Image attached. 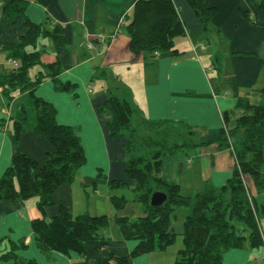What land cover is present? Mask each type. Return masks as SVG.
I'll return each instance as SVG.
<instances>
[{"label": "crops", "instance_id": "crops-1", "mask_svg": "<svg viewBox=\"0 0 264 264\" xmlns=\"http://www.w3.org/2000/svg\"><path fill=\"white\" fill-rule=\"evenodd\" d=\"M173 1L185 27V34L176 38L179 53L148 57L130 50V35L123 25L137 0H0L2 74L15 67L4 45L16 43L25 34L27 19L48 31L58 27L60 41L42 34L35 44L26 46L28 52L39 51L42 61L29 70V75L35 77L40 71L46 75L34 94L54 105L59 123L77 130L86 155L75 179L57 188L54 203L44 211L36 197L0 200V264L13 263V259L1 258L10 251L23 262L97 264L100 258L127 255L137 246L139 241L126 238L116 222L117 216L136 219L144 210L133 200L135 181L126 176V140L111 133L109 116L99 109L111 90L128 99L146 118L181 124L191 131L192 145L165 156L162 164V175L179 184L183 194L194 195L207 182L222 186L232 175L235 154L231 147H221L218 137L224 125L223 113L240 112L236 109L239 98L264 104V0H206L215 7L208 24L202 23L189 0ZM18 2H23V9L7 16L6 7ZM86 35L92 37L93 48L86 46ZM97 35L105 41L97 40ZM49 64H57L59 74L52 75V69L46 68ZM211 65L214 70L208 71ZM56 79L71 88L58 89ZM26 96L17 95L12 108ZM10 111L0 86V122ZM51 148L32 128L16 139L13 131L0 127V179L17 150L33 156L41 165ZM112 179L123 180L127 186L111 189ZM246 185L249 194L264 207V191L258 190L250 175H246ZM126 189L132 191L131 196L123 191ZM113 193L129 199L123 209L112 204ZM60 205L74 215L109 217L108 227L100 238L87 243L84 255L57 250L46 254L37 244L32 221L52 219ZM178 210L171 222L177 233L175 242L165 249L135 255L130 264H185L178 261V253L183 248L187 210L181 216ZM222 264H264V246L253 248L246 242L225 252Z\"/></svg>", "mask_w": 264, "mask_h": 264}, {"label": "trees", "instance_id": "trees-1", "mask_svg": "<svg viewBox=\"0 0 264 264\" xmlns=\"http://www.w3.org/2000/svg\"><path fill=\"white\" fill-rule=\"evenodd\" d=\"M200 20L208 24L215 7L206 0H189ZM263 3V2H262ZM23 2L6 7L7 16L21 11ZM124 26L130 35L129 48L136 54L150 57L161 52L171 55L179 53L176 38L185 34L182 18L173 0H137L133 11L124 17ZM27 30L16 43L4 45L17 65L8 74L0 73V86L11 107L8 117H2L0 127L13 131L15 138L29 128L44 137L50 144L47 160L43 164L31 155L17 150L11 164L0 179V200L37 198L39 208L44 211L54 203V193L59 186L72 182L78 169L86 162V155L77 130L71 125L56 120V108L51 102L34 94V88L45 78L41 71L35 76L29 70L41 64L39 51L28 52L26 46L35 44L42 34L52 35L60 41L59 29L48 31L43 25L29 19ZM52 75L60 72L57 64H49ZM56 87L68 89L70 84L56 79ZM71 88V87H70ZM26 93L12 111L11 103L17 95ZM108 114L111 133L123 137L126 176L135 181L134 199L142 206L144 214L136 219L117 216L116 222L126 238L137 239V246L127 255L110 254L97 260V264H130L132 257L153 250L165 249L175 242L177 233L171 222L174 212L185 207L183 248L178 261L185 264H222L225 252L241 248L246 242L253 248L264 246L262 218L263 204L249 194L246 175H250L259 191H264V104L253 103L249 98H239L236 111L223 113L224 125L218 137L221 147H231L236 164L232 175L222 186L207 182L194 195H185L176 182L162 175L164 157L177 149L192 145L190 130L170 121H153L142 114L123 97L111 90L107 100L99 106ZM110 188L127 186L120 179L109 181ZM156 190L168 194L160 206L150 203ZM111 202L118 210L123 209L129 199L113 193ZM107 215L81 213L74 215L69 208L60 205L52 218L32 221V230L38 246L46 254L51 250L63 253L75 251L86 253L89 241L100 238L108 227ZM13 259L12 264H38L35 260L23 262L13 251L1 256Z\"/></svg>", "mask_w": 264, "mask_h": 264}, {"label": "water", "instance_id": "water-1", "mask_svg": "<svg viewBox=\"0 0 264 264\" xmlns=\"http://www.w3.org/2000/svg\"><path fill=\"white\" fill-rule=\"evenodd\" d=\"M168 194L163 190H156L152 193L150 203L153 206H160L167 200Z\"/></svg>", "mask_w": 264, "mask_h": 264}, {"label": "built area", "instance_id": "built-area-1", "mask_svg": "<svg viewBox=\"0 0 264 264\" xmlns=\"http://www.w3.org/2000/svg\"><path fill=\"white\" fill-rule=\"evenodd\" d=\"M86 36H87L86 46H87L88 48H93V47H94V43H93L92 37H91L90 35H86ZM95 38H96L97 40L101 41V42H104V41H105V40H104V37H103L102 35H97ZM113 38H114V36H113ZM11 61H12V64H13L14 66L17 65V63H18L16 59H11ZM207 70H208V71H213V70H214V66H213V65L209 66V67L207 68ZM8 116H9V114H7L6 117H8Z\"/></svg>", "mask_w": 264, "mask_h": 264}, {"label": "rangeland", "instance_id": "rangeland-1", "mask_svg": "<svg viewBox=\"0 0 264 264\" xmlns=\"http://www.w3.org/2000/svg\"><path fill=\"white\" fill-rule=\"evenodd\" d=\"M16 66V65H15ZM13 106V105H12ZM16 106V105H15ZM15 108V107H14ZM14 108H12V111L14 112ZM123 191H126L125 193L127 194V196L129 197V196H131L132 195V191H130V190H128V189H126V190H123ZM185 207H183V208H179V210H178V216H181V214L180 213H185L184 211H185ZM184 217H185V215H184ZM262 225H263V227H264V219L262 218Z\"/></svg>", "mask_w": 264, "mask_h": 264}]
</instances>
